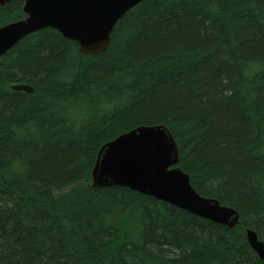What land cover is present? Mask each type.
Masks as SVG:
<instances>
[{
    "label": "trees",
    "instance_id": "obj_1",
    "mask_svg": "<svg viewBox=\"0 0 264 264\" xmlns=\"http://www.w3.org/2000/svg\"><path fill=\"white\" fill-rule=\"evenodd\" d=\"M155 124L234 228L92 186L105 142ZM247 228L264 241V0H143L96 54L43 27L0 55V264H264Z\"/></svg>",
    "mask_w": 264,
    "mask_h": 264
},
{
    "label": "water",
    "instance_id": "obj_2",
    "mask_svg": "<svg viewBox=\"0 0 264 264\" xmlns=\"http://www.w3.org/2000/svg\"><path fill=\"white\" fill-rule=\"evenodd\" d=\"M11 0H0L3 5ZM143 0H23L25 18L0 26V55L20 39L43 27H52L77 43L78 51H103L117 21ZM10 88L32 93L28 83ZM179 148L163 124L140 125L105 142L92 169L93 187L125 186L170 203L196 216L234 228L240 215L217 199L203 196L179 165ZM250 247L264 261V241L246 229Z\"/></svg>",
    "mask_w": 264,
    "mask_h": 264
}]
</instances>
